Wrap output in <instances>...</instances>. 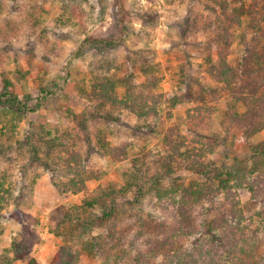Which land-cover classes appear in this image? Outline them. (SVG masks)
I'll return each mask as SVG.
<instances>
[{"label":"trees","instance_id":"trees-1","mask_svg":"<svg viewBox=\"0 0 264 264\" xmlns=\"http://www.w3.org/2000/svg\"><path fill=\"white\" fill-rule=\"evenodd\" d=\"M102 1L99 0L100 3ZM227 2L222 0L223 6ZM115 3L120 6L116 19L122 23V36L128 29L125 23L128 12L122 0ZM34 10L33 7L31 12ZM236 12V23H240L242 15L248 14L254 27L251 30L253 39L258 40L256 51L251 47L250 52L237 61H228L233 33L220 23L223 19L218 23L210 21V25L217 27L218 31L213 32L222 44L218 48L220 62L216 63L211 55L207 57V72L222 87L219 90L202 88L191 97L199 105L207 102L209 96L219 98L222 95L218 94L224 95L222 91H227L226 116H229L231 125L238 124L251 136L264 128V43L258 37L264 28V6L257 8L251 3L246 7L243 4L236 6ZM226 18L227 22L230 21L229 14ZM4 22L8 30L18 28L11 17H6ZM32 23L34 25L35 22ZM45 36L44 32L38 34L36 38L39 40L36 41H42ZM89 41L95 42V53L101 58L97 67L91 69L90 81L88 78L79 79L74 90L91 100L93 110L86 111L81 117L75 114L76 125L73 128L56 126L52 129L48 124H36L27 128L23 138L17 140L19 151H26L32 163H39L52 173L53 183L59 191L83 194L80 203L62 206L57 222L50 228L56 237L63 240L50 264H79L81 252L102 258V264H264V254L258 253L257 247L264 238V141L250 145L249 157L218 163L208 156L215 151L219 140L204 141L202 139L208 137L192 130L195 139L188 143L189 136L170 129L163 137L165 152L142 153L139 161L142 166L134 167L131 180L124 186H97L94 189L87 186L88 180L102 177L98 170L89 166L92 155H111L119 161L129 156L131 144L109 139V135H113L109 128L113 122L130 127L114 111L133 113L138 122L131 129L149 136L151 127L155 125L150 119L160 116L162 102L155 93L158 81L154 79L157 78L149 79L137 88L129 77L110 73V62L102 56L107 48H117L119 39L112 34L93 36ZM29 49L34 50V47L29 45ZM6 54L7 51L0 52L1 134L4 130L10 134L17 121L39 111L45 99L60 92L58 85L54 84L41 87L37 98L21 96L15 89L14 78L20 83L26 79L27 72L21 67L11 70L10 62L6 63ZM119 87L124 88V94H118ZM242 105L245 107L243 112L239 110ZM202 109L206 107L198 108L197 112ZM4 116L7 120H2ZM84 144L87 149L81 150ZM181 170L199 179L177 174ZM4 179L8 180V177ZM244 189L250 194L246 210L239 199L235 200L238 191ZM130 191L134 192L133 198L129 196ZM4 192L9 198H15L0 180V207L9 199ZM147 196H150L151 206L162 209L164 216L151 211L145 216L137 213L135 216L139 221L131 224L134 231L129 230L130 222L120 214L123 201L126 199L131 206L132 214L137 207L143 212ZM20 198L16 196L14 201L17 203ZM211 215L214 217L209 219ZM103 228L107 230L104 232ZM96 229L101 230L95 233ZM127 233L135 238L129 246L125 242ZM23 246L22 242H15L12 250L1 256L0 264H15L23 258L26 255L22 252Z\"/></svg>","mask_w":264,"mask_h":264},{"label":"rangeland","instance_id":"rangeland-1","mask_svg":"<svg viewBox=\"0 0 264 264\" xmlns=\"http://www.w3.org/2000/svg\"><path fill=\"white\" fill-rule=\"evenodd\" d=\"M227 1L230 5L227 2L223 6L222 0H122L128 12L125 18L128 29L121 36L122 23L116 19V11L120 6L115 3L116 0H103L102 3L99 0H0V52L7 51L6 63L10 62L11 70L21 67L27 72L26 79L20 83L11 73L15 89L21 96L37 98L41 87L57 84L60 88L56 96L44 100L39 111L17 121L16 128L10 134L5 130L1 134L0 131V180L6 190L14 193L15 198L21 197L16 203L13 196L9 198L4 192L9 199L3 201L0 207V258L12 250L18 241L25 246L22 252L26 255L15 264H50L63 242L50 228L57 222L62 206L80 203L83 198L81 193L75 195L59 191L53 183L52 173L39 163H32L26 151H19L17 140L23 138L27 128L36 124H48L52 129L56 126L73 128L76 125L75 114L81 117L86 111L93 110L91 100L74 90L79 79L89 80L91 69L97 67L101 58L95 53V42L89 41L93 36L107 37L113 34L119 39V46L113 50L107 48L106 54L102 56H106L110 62V73L117 77H129L136 86L157 78L154 79L158 81L155 93L162 102L159 106L160 116L153 115L155 119H150L155 125L151 127L149 136L131 129L138 122L133 113L114 111L130 127L113 122L109 127L113 135H109V139L116 143L128 142L132 148L128 158L122 161L111 155H92L89 166L98 170L102 177L88 180L90 189L97 186H124L131 180L134 167L142 166L139 162L142 153L165 152L163 137L170 129L189 136L188 143L195 139L194 130L208 137L202 139L204 141L219 140L215 151L208 156L218 163H231L236 157H249L250 145L264 141V128L248 136L238 124L231 125L229 116H226L229 102L227 91H222L224 95L218 94L222 95L219 98L216 95L209 96L207 102L199 105L192 98L202 88L214 87L219 90L222 87L207 72V57L211 55L216 63L220 62L218 48L222 44L213 32L218 31L217 27L210 25V21L218 23L220 19H225V22L222 20L220 23L233 33L228 54L230 62L248 54L251 47L255 50L258 43V40L253 39L251 30L254 27L250 24L248 14L241 16V24L236 23L235 10L236 6L245 4L248 7L251 3L261 8L264 0H238L237 5L236 0ZM33 7L35 10L31 12ZM226 14L230 17L228 22ZM6 17L13 18L18 28L6 29ZM32 22H35L34 25ZM261 31L258 37L264 43V33ZM43 32L45 38L36 41L39 40L36 38L38 34ZM29 45L34 50H30ZM58 87L55 86L56 89ZM124 91L123 87L118 88V94L122 95ZM200 107H206L200 110L202 114L197 112ZM239 110L243 112L245 107L242 105ZM2 120L7 118L4 116ZM2 124L0 121V127ZM86 149L87 145L84 144L81 150ZM177 174H188L189 179L197 177L186 173V170ZM238 192L235 200L239 199L246 210L250 194L246 189ZM129 196L133 198L134 192L130 191ZM149 200L150 196L144 199L143 212L139 211V207L134 209V217H131V206L126 203V199L123 201L120 214L130 222L129 230L134 231L131 224L139 221L135 216L137 213L145 216L151 211L158 216L163 215L162 209L151 206ZM246 213L249 214L248 211ZM213 217L211 215L209 219ZM100 230L96 229L95 233ZM103 230L105 232L107 229ZM126 236L125 242L129 246L135 238L130 233ZM257 247L258 253L264 254V238ZM79 264H102V258L81 252Z\"/></svg>","mask_w":264,"mask_h":264},{"label":"crops","instance_id":"crops-1","mask_svg":"<svg viewBox=\"0 0 264 264\" xmlns=\"http://www.w3.org/2000/svg\"><path fill=\"white\" fill-rule=\"evenodd\" d=\"M40 264H43L42 262H40Z\"/></svg>","mask_w":264,"mask_h":264}]
</instances>
